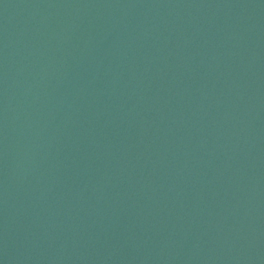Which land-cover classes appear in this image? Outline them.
Masks as SVG:
<instances>
[{"label": "water", "instance_id": "95a60500", "mask_svg": "<svg viewBox=\"0 0 264 264\" xmlns=\"http://www.w3.org/2000/svg\"><path fill=\"white\" fill-rule=\"evenodd\" d=\"M0 264H264V0H0Z\"/></svg>", "mask_w": 264, "mask_h": 264}]
</instances>
